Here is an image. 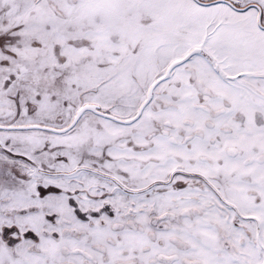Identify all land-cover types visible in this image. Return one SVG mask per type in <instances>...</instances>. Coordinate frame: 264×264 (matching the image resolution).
Returning a JSON list of instances; mask_svg holds the SVG:
<instances>
[{
    "label": "snow or ice",
    "instance_id": "obj_1",
    "mask_svg": "<svg viewBox=\"0 0 264 264\" xmlns=\"http://www.w3.org/2000/svg\"><path fill=\"white\" fill-rule=\"evenodd\" d=\"M0 264H264V0H0Z\"/></svg>",
    "mask_w": 264,
    "mask_h": 264
}]
</instances>
